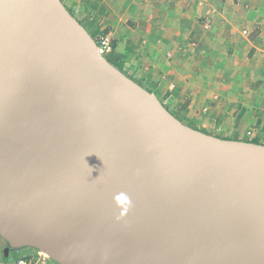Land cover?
Here are the masks:
<instances>
[{
  "label": "water",
  "instance_id": "water-1",
  "mask_svg": "<svg viewBox=\"0 0 264 264\" xmlns=\"http://www.w3.org/2000/svg\"><path fill=\"white\" fill-rule=\"evenodd\" d=\"M0 238L57 264H264V144L184 123L63 0H0Z\"/></svg>",
  "mask_w": 264,
  "mask_h": 264
},
{
  "label": "crops",
  "instance_id": "crops-1",
  "mask_svg": "<svg viewBox=\"0 0 264 264\" xmlns=\"http://www.w3.org/2000/svg\"><path fill=\"white\" fill-rule=\"evenodd\" d=\"M63 2L96 38L108 36L119 54L135 55V76L172 113L184 108L191 126L234 139L243 133L239 140L264 137V0Z\"/></svg>",
  "mask_w": 264,
  "mask_h": 264
},
{
  "label": "rangeland",
  "instance_id": "rangeland-1",
  "mask_svg": "<svg viewBox=\"0 0 264 264\" xmlns=\"http://www.w3.org/2000/svg\"><path fill=\"white\" fill-rule=\"evenodd\" d=\"M217 9H228V8H226V7H223V8H217ZM256 16L257 17H260V18H262V11L261 12H259V13H256ZM238 27H239V29H241V30H243V28H244V25L243 24H239L238 25ZM99 36H105V35H99ZM105 37H108V36H105ZM110 38V37H109ZM110 41H111V45H112V48H113V51H112V53L111 54H114L115 56H117L118 58H119V62L122 64V68H123V70L124 71H126L127 73H128V75H130L131 77H133V79H135L136 81H139V82H141V83H143V81L141 80V79H139V78H137L136 76H135V73H136V75L138 74V72H135L134 71V64H137L138 63V60H137V58L135 57V55H130L128 58L125 56V55H123V54H119L118 52H117V50H116V46H115V43H114V40L112 39V38H110ZM223 45H225L226 47L224 48V47H222L223 49H222V51H226L227 49H228V44H227V41H224V44ZM224 54H226V53H224ZM167 57L169 58V56L167 55ZM128 63V66L126 67V65L125 64H127ZM120 69V68H119ZM143 73H145L146 74V72H143ZM222 73L224 74V75H226L223 71H222ZM138 76V75H137ZM229 76H230V74H229ZM144 84V83H143ZM249 85L250 86H253L252 85V83L249 81ZM149 89V88H148ZM263 90H264V86H263ZM165 105H167V104H165ZM179 105H181L179 108H183V106H182V104L180 103ZM168 107V106H167ZM188 106H186V108H187ZM184 109V108H183ZM183 109H176V110H174V113H176V115H178V116H180V117H182L181 119H182V121L184 122V123H186V124H188V125H190L191 126V122H193V119H191V118H185V115L183 114V112H184V110ZM239 120H237L236 119V121L235 122H238ZM194 124H196V122H193ZM197 125V124H196ZM247 127L246 128H248L249 126L248 125H246ZM193 127V126H192ZM198 127V126H197ZM257 128V127H256ZM202 129V128H201ZM206 130H208L209 128H205ZM241 129H245V125L243 124H241ZM243 131V130H242ZM247 132V131H246ZM212 135H216V136H218V137H221V138H226V139H234V134H229V132L227 131V132H225L224 133V131L223 132H214V133H211ZM256 135V134H255ZM254 135V136H255ZM236 138H238V139H242V138H244V136H243V133L242 134H239V135H237L236 136ZM252 138H253V136H252ZM252 138H250V140H254V139H257V138H254V139H252ZM262 141H264V137L263 138H260ZM260 139H259V141H260ZM261 143H264V142H261ZM3 245H4V243H3V241H2V239H0V248L1 247H3ZM6 246V245H5ZM15 252H11V254L9 255V257H6V259H13V258H16L15 257ZM0 258H1V252H0Z\"/></svg>",
  "mask_w": 264,
  "mask_h": 264
},
{
  "label": "built area",
  "instance_id": "built-area-1",
  "mask_svg": "<svg viewBox=\"0 0 264 264\" xmlns=\"http://www.w3.org/2000/svg\"><path fill=\"white\" fill-rule=\"evenodd\" d=\"M247 32H245L246 34ZM99 48L103 55H111L113 48L109 37L99 36L98 38ZM252 136V132L248 133ZM0 264H57L48 254L33 250L30 254L13 258L8 261H0Z\"/></svg>",
  "mask_w": 264,
  "mask_h": 264
},
{
  "label": "trees",
  "instance_id": "trees-1",
  "mask_svg": "<svg viewBox=\"0 0 264 264\" xmlns=\"http://www.w3.org/2000/svg\"><path fill=\"white\" fill-rule=\"evenodd\" d=\"M94 38L95 35H93ZM96 40L98 41V39L96 38ZM108 59L114 64L116 65L118 68H120V70H122L124 73H126L128 75V73L126 71L123 70L122 68V64L119 62V58L117 56H115L114 54H111L108 56ZM130 76V75H129ZM131 77V76H130ZM133 79V77H131ZM135 80V79H134ZM138 83H140L141 85H143L144 87H146L143 83L137 81ZM147 88V87H146ZM151 91V90H150ZM176 115V114H175ZM180 120H182L180 116L176 115ZM204 132H207L205 129H200ZM246 141H253V142H256V143H261L258 139H254V140H246ZM1 239V238H0ZM3 241V240H2ZM4 245L3 247L0 248V252H1V258H0V261H8V259H6L5 257V252H4V249H5V242L3 241ZM33 250L32 249H20V250H14L13 252H15V257H20V256H24V255H28L32 252ZM10 260V259H9Z\"/></svg>",
  "mask_w": 264,
  "mask_h": 264
},
{
  "label": "clouds",
  "instance_id": "clouds-1",
  "mask_svg": "<svg viewBox=\"0 0 264 264\" xmlns=\"http://www.w3.org/2000/svg\"><path fill=\"white\" fill-rule=\"evenodd\" d=\"M96 39V38H95ZM108 57V56H107ZM123 201V197L120 198Z\"/></svg>",
  "mask_w": 264,
  "mask_h": 264
}]
</instances>
